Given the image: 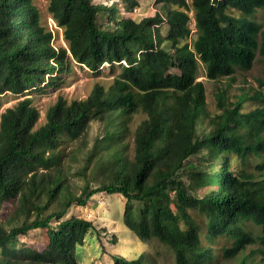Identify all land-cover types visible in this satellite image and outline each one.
I'll return each instance as SVG.
<instances>
[{"label": "trees", "instance_id": "16d2710c", "mask_svg": "<svg viewBox=\"0 0 264 264\" xmlns=\"http://www.w3.org/2000/svg\"><path fill=\"white\" fill-rule=\"evenodd\" d=\"M156 2L160 11L135 19L138 0H48L66 43L55 49L33 0H0V96L25 94L45 78L50 85L72 60L91 71L119 67L84 99L58 97L39 127L29 97L0 111V264H80L95 226L68 210L102 192L121 195L122 225L167 246L174 264H264V105L242 111L262 95L232 99L217 88L211 113L198 80L200 65L215 81L249 70L257 52L264 58V28L254 19L264 0ZM136 114L143 117L132 132ZM94 120L102 132L88 147ZM82 150L74 175L90 169L91 178L72 193L68 175ZM193 156L202 162L191 165ZM36 230L43 245L19 241ZM109 257L152 264L143 252Z\"/></svg>", "mask_w": 264, "mask_h": 264}, {"label": "rangeland", "instance_id": "374dc122", "mask_svg": "<svg viewBox=\"0 0 264 264\" xmlns=\"http://www.w3.org/2000/svg\"><path fill=\"white\" fill-rule=\"evenodd\" d=\"M39 11V17L51 32V45L55 49L66 47V43L62 37V28L57 26L56 22L51 18L47 11L48 0H33ZM140 2L139 13L135 14V19H139L144 15L153 14L155 11L162 9V4L156 0H138ZM191 2V0H186ZM103 4H110L111 0H95ZM120 7L123 9V2L120 1ZM106 13H101L98 16L99 21H106ZM190 37L189 42L195 37V27L190 13ZM254 19L259 23L261 28H264V7L256 11ZM119 71L116 65L110 68L107 63H103L99 67V71H91L86 66H82L72 60L69 67H64L56 74L54 73L53 83L47 85L48 79L38 84L36 87H31L25 94L6 93L0 96V111L7 107L14 106L19 100L29 97L32 99L33 105L39 111V118L36 127H39L45 122V113L47 108L52 105L58 97H63L67 101L72 99H84L92 90L95 83H100L108 86ZM198 80H201L205 87V99L208 110L213 113L216 110L215 93L217 88L227 87L230 97L235 99L246 93L248 96H253L255 93L262 95L259 98L247 99L242 105V111H249L256 107L264 105V86H258V79L264 76V58L257 52L253 66L249 70L237 69L235 73L229 77H223L218 80H209L205 77V70L202 65L199 66ZM142 114H136L131 123L133 132L136 125L142 119ZM206 125V123H205ZM207 126V125H206ZM102 123L100 121H92L86 136L87 146H91L93 140L101 135ZM84 150L77 152V159L73 162L70 173L68 175V190L72 193H79L85 179H90V169L85 171L84 175H74L76 170H79L83 165ZM191 165H196L202 162V159L197 156L189 158ZM96 182L91 181V185ZM124 205V198L116 193L95 194L86 206H71L68 210V215L74 214L91 220L95 226L94 230L89 233L83 245V250L79 254L80 264H107L110 261L111 254H119L125 258H134L141 252L146 253L152 259V264H174L173 256L170 249L156 239L150 241H142L137 238L134 233L122 225L121 215ZM55 209L54 206L50 210ZM256 232V228L252 227ZM45 235L42 230L30 231L28 235L20 236L19 241L26 244H35L37 247L43 245ZM224 244L223 241L219 243ZM250 248L247 249L246 253ZM236 259L226 260L218 257L215 264H235Z\"/></svg>", "mask_w": 264, "mask_h": 264}, {"label": "built area", "instance_id": "2783aa9c", "mask_svg": "<svg viewBox=\"0 0 264 264\" xmlns=\"http://www.w3.org/2000/svg\"><path fill=\"white\" fill-rule=\"evenodd\" d=\"M138 9H139V8H134V9H133V10H134V13H136V14H140Z\"/></svg>", "mask_w": 264, "mask_h": 264}]
</instances>
